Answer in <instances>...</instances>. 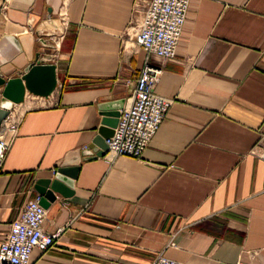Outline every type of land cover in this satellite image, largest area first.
<instances>
[{
	"label": "crops",
	"instance_id": "obj_1",
	"mask_svg": "<svg viewBox=\"0 0 264 264\" xmlns=\"http://www.w3.org/2000/svg\"><path fill=\"white\" fill-rule=\"evenodd\" d=\"M133 2L0 0V75L39 54L57 80L10 110L0 242L36 180L78 166L73 194L45 208L59 235L31 264H264V161L251 152L264 136V0H189L174 57L147 56L170 103L141 157L94 156L101 107L129 101L146 57L127 29Z\"/></svg>",
	"mask_w": 264,
	"mask_h": 264
},
{
	"label": "built area",
	"instance_id": "obj_2",
	"mask_svg": "<svg viewBox=\"0 0 264 264\" xmlns=\"http://www.w3.org/2000/svg\"><path fill=\"white\" fill-rule=\"evenodd\" d=\"M188 3L189 0H134L133 17L127 29L146 57L129 101L119 109L113 132L105 139L107 150L104 155L110 159L121 156L139 159L162 121L170 101L153 93L152 86L160 68L149 64L147 56L166 60L174 57ZM9 114L0 130V166L17 133V122L9 121ZM251 152L264 161V136L254 144ZM39 198L28 199L19 216L9 224V230L0 242V264H31L34 249L46 252L54 245L59 231L44 230L46 210ZM149 264L186 263L157 255Z\"/></svg>",
	"mask_w": 264,
	"mask_h": 264
},
{
	"label": "water",
	"instance_id": "obj_3",
	"mask_svg": "<svg viewBox=\"0 0 264 264\" xmlns=\"http://www.w3.org/2000/svg\"><path fill=\"white\" fill-rule=\"evenodd\" d=\"M42 42V41H41ZM46 46L47 44L42 43ZM39 54L34 64L27 65L19 76L5 79L0 75V130L13 104L24 101L25 93L47 97L56 87L57 80L55 66L40 62ZM122 103L114 102L101 107L100 127L90 144L84 148L85 152L92 149L94 156H103L107 150L105 139L115 127L119 115L118 109ZM78 166H60L55 169L52 177L35 181L34 188L39 194V203L47 208L56 199V193L63 197L73 194V182Z\"/></svg>",
	"mask_w": 264,
	"mask_h": 264
}]
</instances>
